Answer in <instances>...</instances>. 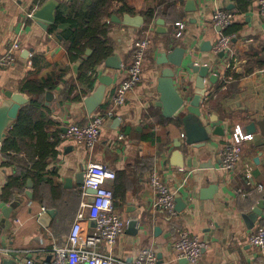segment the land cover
Wrapping results in <instances>:
<instances>
[{"label":"crops","instance_id":"crops-1","mask_svg":"<svg viewBox=\"0 0 264 264\" xmlns=\"http://www.w3.org/2000/svg\"><path fill=\"white\" fill-rule=\"evenodd\" d=\"M48 1L51 0H0V58L7 54L16 38L21 43L14 61L0 65V104L7 91L28 99L30 94L23 91L28 79L54 80L55 87L40 96L43 106L35 113L38 118L45 115L52 122L46 141H58L56 155L47 158L44 180L37 184L28 179L23 189H16L9 200H4L3 190L11 177L21 174V167L5 163L0 141V264H23L27 257L49 259L55 246L67 242L82 201L91 199L84 197L83 184L77 183L78 173L85 171L91 162H102L116 172L126 173L122 185L117 177L109 182L113 190L115 186L119 188L115 206L126 218V227L112 248L101 245V251L132 261L143 247H149L157 253L158 264H264V254L249 241L250 233L264 225V125L259 124L264 120V18L259 0H191V4L189 0H176L174 6L166 7L167 13L149 23L145 18L138 27L110 19L112 55L117 56L116 62L123 67L115 69L105 60L96 67L93 87L80 75L85 58L78 60L81 64L76 72L77 61L70 59L63 42L62 34L69 24L46 22L35 16L37 9ZM55 1L56 18L58 11L65 15L73 13V0ZM128 1L133 12L117 14L121 19L127 13L143 15L148 7L156 5V0ZM218 9L235 14L229 25L236 28L231 33V49L223 51V57L219 55L222 51L214 48L226 30L213 22ZM159 17L165 20L161 30L157 29ZM177 21L185 25L180 37L175 34ZM43 23H48V27ZM145 35L151 44L143 79L129 93L125 104L107 114L110 96L128 74L135 41ZM207 43L212 49H206ZM176 47L186 49L182 66L175 67V84L188 102L194 97L199 75L189 63L194 61L210 69L205 78L202 119L210 133L218 121L226 135L212 134L204 147L188 145L183 122L166 117L157 105L159 77L166 66L172 65L160 61L163 54ZM217 70L218 79L212 82L210 76ZM105 75L113 78L112 84L102 106L90 113L85 98ZM97 112L106 113V118L93 149L64 136L71 124L87 123ZM252 122L256 128L249 130ZM236 125L254 136L244 141L237 167L227 169L223 166L222 150L232 140ZM24 139L19 157L28 158L26 163H30L38 159L43 142L37 137ZM175 150L183 152V158L173 157ZM180 161L181 166L175 164ZM154 170L176 192L173 215L156 205L157 192L151 182ZM260 203L263 213L249 227L245 215ZM49 209L55 213L44 220L41 217ZM133 219L138 222L132 227ZM94 227V221L88 218L83 221L86 232ZM185 231L205 244L195 263L181 257L176 247Z\"/></svg>","mask_w":264,"mask_h":264},{"label":"built area","instance_id":"built-area-1","mask_svg":"<svg viewBox=\"0 0 264 264\" xmlns=\"http://www.w3.org/2000/svg\"><path fill=\"white\" fill-rule=\"evenodd\" d=\"M259 11L264 18V0H259ZM28 15L33 16V13L29 12ZM234 19L235 14L224 9H218L213 16V22L222 29L231 25ZM175 26L176 36H182L184 23L177 21ZM232 38V34L223 32L214 46L215 50L228 52L231 49ZM150 44L149 36L145 35L136 39L128 74L110 96L107 114H112L115 107L125 104L129 93L142 81ZM20 48L21 43L16 38L7 54L0 58V65L12 63ZM106 113L97 112L89 122L84 124H71L64 136L85 145L88 149H93L100 139ZM253 136L252 133L244 132L240 125H236L231 135L232 140L226 143L222 150L225 168L235 169L237 167L242 157L244 141L253 139ZM120 138H123V135ZM116 176V171L107 164L91 162L85 169L82 192L84 197L90 196L93 201L86 199L82 201L81 209L77 214L67 242L64 245L55 246L51 258L27 257L23 264H158L157 253L149 247H143L132 261L121 260L113 253L103 252L99 249L101 245L112 248L126 227V218L116 208L115 193L109 184L115 180ZM151 182L157 192L156 205L164 208L172 215L175 214L176 192L165 182L157 170L152 171ZM89 188L95 189L96 192L90 193ZM87 218L95 223L91 232H86L83 228V221ZM249 241L252 246L264 254V225L257 226L250 233ZM176 247L181 257L195 263L200 259L205 244L198 236L185 231L176 242Z\"/></svg>","mask_w":264,"mask_h":264},{"label":"trees","instance_id":"trees-1","mask_svg":"<svg viewBox=\"0 0 264 264\" xmlns=\"http://www.w3.org/2000/svg\"><path fill=\"white\" fill-rule=\"evenodd\" d=\"M175 3L176 0H156L154 7H148L143 11L146 22L149 23L159 15H164L168 12L165 11L166 7L174 6ZM72 11L73 13L70 15L58 11L55 23L69 24V27L62 34V39L67 46L71 60H83L87 49H92V53L88 58L83 60L80 75L85 83L93 87L96 78V67L111 56L114 51L109 38L112 25L110 19L114 14L133 12V8L129 5L128 0H73ZM54 27L53 29H55ZM235 30V27L228 26L225 33L231 34ZM54 87V80H39L36 78L28 79L23 86V91L30 94L28 102L21 108L17 119L8 130L3 141V153L7 159L5 163L21 167L19 169L21 174L14 175L9 179L3 190L4 200H9L16 189H23L28 179L34 180L37 184L42 182L46 172L47 158L56 155L55 147L58 141L54 143L46 141L49 135L48 127L52 123L51 120L45 115L40 116V118L36 116V113L43 106V100L40 96ZM33 137L40 138L39 140H42L43 143L38 151L39 154H37L39 155L38 159L26 163V161H29L28 158L19 157V153L23 149L24 138L32 139ZM31 146L34 148L36 143L31 144ZM116 175L119 185H122L121 181L126 177V173L118 171ZM118 190L119 188L115 186V195ZM35 197L38 198V194Z\"/></svg>","mask_w":264,"mask_h":264},{"label":"water","instance_id":"water-1","mask_svg":"<svg viewBox=\"0 0 264 264\" xmlns=\"http://www.w3.org/2000/svg\"><path fill=\"white\" fill-rule=\"evenodd\" d=\"M190 4L191 0L188 1ZM58 3L55 0L48 1L42 7L37 9L35 12V16L46 22H55L56 18V9ZM190 9V7L188 8ZM113 20L118 22H123L132 26H141L145 22V17L143 15H131L129 13L125 14L123 19L118 17L117 14H114L112 17ZM157 23L159 24L158 30L163 28V24L165 23L164 18H157ZM45 27H48V23H43ZM209 45V43H207ZM206 49H212L211 45H209ZM186 49L184 47H176L173 51L167 52L163 54V59L160 61L161 64L171 63L172 65L166 66L162 70V74L159 77L158 83V91L160 93L159 101L157 105L162 107L163 114L168 118H178L181 119L185 126L186 130V143L190 146H194L197 148L204 147L211 140L212 134L217 135L219 137L226 135V130L221 127L218 121L214 122L215 128L210 133L207 129V124L202 119V99L205 96L207 91L205 78L209 73L208 66L197 65L194 61L189 63V67H191L195 72L199 75L196 81V89L194 97L188 102L186 97L181 95L179 90L175 84V67L182 66L183 58L185 55ZM92 53V49L89 48L84 55V58H88V56ZM220 56H224L225 53L222 51L219 53ZM117 56L111 55L106 59V64L115 69H122L123 65L121 62H116ZM81 62L77 61L74 65V69L77 72ZM220 72L214 71L210 80L212 82L217 81ZM113 78L109 75L102 76L100 78L101 84L89 95L85 98V104L87 106L88 112L92 113L98 110L102 104L103 100L107 93V88L112 84ZM28 102L27 98H24L20 94H15L12 91L6 92V98L0 104V141L3 142L7 136V132L17 119L21 108L25 103ZM260 125H264V120L259 123ZM256 128V123L252 122L248 129L253 130ZM178 147V146H177ZM173 157H182L184 156L183 152L180 150H175L173 152ZM175 164L181 166L182 162H176ZM85 180V171H81L78 173V184H84ZM88 191L90 193H95L96 190L93 188H89ZM28 194L31 195V192L28 191ZM90 201H93L91 197ZM177 201H180L177 199ZM55 211L53 209H49L45 212L41 218L47 220L50 216L54 215ZM263 213V204L260 203L258 206L253 208L252 212L245 215L247 219V223L249 227H253L254 220L256 221L259 216ZM137 220L133 219L130 221V226H134L137 224ZM135 230H137L135 228Z\"/></svg>","mask_w":264,"mask_h":264}]
</instances>
